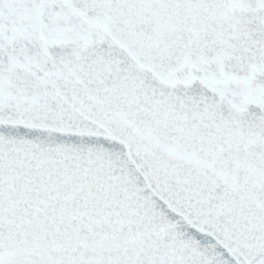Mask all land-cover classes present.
I'll list each match as a JSON object with an SVG mask.
<instances>
[{
	"label": "snow or ice",
	"instance_id": "6c2138e0",
	"mask_svg": "<svg viewBox=\"0 0 264 264\" xmlns=\"http://www.w3.org/2000/svg\"><path fill=\"white\" fill-rule=\"evenodd\" d=\"M0 264H264V0H0Z\"/></svg>",
	"mask_w": 264,
	"mask_h": 264
}]
</instances>
